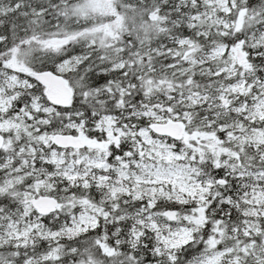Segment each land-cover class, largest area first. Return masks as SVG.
I'll use <instances>...</instances> for the list:
<instances>
[{
	"label": "snow or ice",
	"instance_id": "snow-or-ice-1",
	"mask_svg": "<svg viewBox=\"0 0 264 264\" xmlns=\"http://www.w3.org/2000/svg\"><path fill=\"white\" fill-rule=\"evenodd\" d=\"M0 264H264V0H0Z\"/></svg>",
	"mask_w": 264,
	"mask_h": 264
}]
</instances>
